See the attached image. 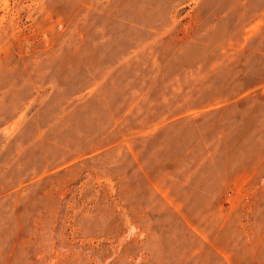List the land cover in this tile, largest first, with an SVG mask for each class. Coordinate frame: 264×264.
Returning a JSON list of instances; mask_svg holds the SVG:
<instances>
[{
	"label": "rangeland",
	"instance_id": "374dc122",
	"mask_svg": "<svg viewBox=\"0 0 264 264\" xmlns=\"http://www.w3.org/2000/svg\"><path fill=\"white\" fill-rule=\"evenodd\" d=\"M0 264H264V0H0Z\"/></svg>",
	"mask_w": 264,
	"mask_h": 264
}]
</instances>
